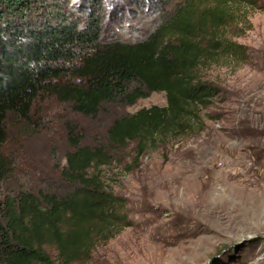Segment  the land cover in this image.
I'll list each match as a JSON object with an SVG mask.
<instances>
[{"label": "trees", "instance_id": "obj_1", "mask_svg": "<svg viewBox=\"0 0 264 264\" xmlns=\"http://www.w3.org/2000/svg\"><path fill=\"white\" fill-rule=\"evenodd\" d=\"M248 1L183 0L165 24L129 41L106 31L104 0H0V264H72L130 225L126 200L107 187L102 168L131 142L140 159L205 129L201 112L221 89L201 72L222 56L249 59L248 48L228 35ZM116 2L114 20L123 10ZM152 92H164L167 104L115 119L97 145L84 144L86 134L69 126L66 193L3 195L9 119L28 127L49 96L90 116L105 103L133 104ZM46 245L56 247L58 263Z\"/></svg>", "mask_w": 264, "mask_h": 264}, {"label": "rangeland", "instance_id": "obj_2", "mask_svg": "<svg viewBox=\"0 0 264 264\" xmlns=\"http://www.w3.org/2000/svg\"><path fill=\"white\" fill-rule=\"evenodd\" d=\"M116 1L104 0L102 24L129 41L165 24L183 2L120 0L122 16L114 20ZM237 10L238 25L228 35L248 48L249 59L222 56L203 68L202 75L221 89L201 112L205 129L140 159L132 142L114 151L113 162L102 168L103 180L125 198L131 223L72 264H264V0H249ZM154 104L166 105V94L105 103L90 116L54 96L41 99L28 127L7 122L3 152L11 170L3 195L66 193L69 126L86 134L84 144L97 145L115 119ZM45 249L58 263L56 247Z\"/></svg>", "mask_w": 264, "mask_h": 264}]
</instances>
